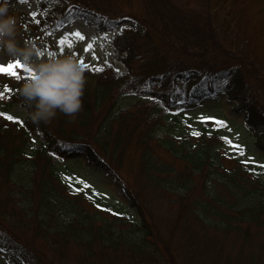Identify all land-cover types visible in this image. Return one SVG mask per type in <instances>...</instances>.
Listing matches in <instances>:
<instances>
[{
    "label": "trees",
    "instance_id": "16d2710c",
    "mask_svg": "<svg viewBox=\"0 0 264 264\" xmlns=\"http://www.w3.org/2000/svg\"><path fill=\"white\" fill-rule=\"evenodd\" d=\"M35 1L45 30L83 20L113 33L116 62L84 69L73 116L57 111L38 127L0 117V255L9 264H264V168L218 149L216 128L160 132L223 95L264 151V0ZM18 74H0V92L10 89L0 112L20 106L28 74ZM71 153L119 183L127 205L98 208L62 183L55 167Z\"/></svg>",
    "mask_w": 264,
    "mask_h": 264
},
{
    "label": "rangeland",
    "instance_id": "374dc122",
    "mask_svg": "<svg viewBox=\"0 0 264 264\" xmlns=\"http://www.w3.org/2000/svg\"><path fill=\"white\" fill-rule=\"evenodd\" d=\"M37 4L32 0H13V7L10 8V13L17 18V38L21 44L25 40H31L43 53L42 58L53 54H72L76 53L78 60L82 56L85 63L92 67H101L107 63L116 62L112 55V46L110 39L113 36L111 32H96L89 28L83 20H75L64 25L56 31L45 30L43 27L34 24L35 19L39 17ZM36 12L37 17L30 16L31 12ZM53 23L50 25L52 27ZM74 30L81 31L86 39L78 41L75 37H70L74 41L72 48L65 46L63 53L60 51L58 39L60 35ZM107 33V39L104 37ZM95 36L96 40L92 41ZM249 50H255L256 40H250ZM92 42L94 48L92 51L99 57L98 60L93 59L92 51L84 52L86 43ZM262 57V53L259 54ZM7 56L0 55V63H7ZM264 68V64H263ZM116 69L126 73V69L119 62L116 64ZM233 102L223 95H218L211 100H205L199 106L194 107L190 111L184 112L183 115H178L175 119L169 120L167 123H162L161 131H171L172 133H181L189 129L199 126H206L208 129L216 128L217 146L224 153L240 158L242 160L264 162V151L255 149L252 141L243 128V114H238L232 111ZM9 113L19 118H23V109L20 106L10 108ZM200 116L213 117L214 120H200ZM223 121L224 124H218L216 121ZM227 138V139H225ZM231 141V143H229ZM59 180L70 188H74L86 194L90 201L103 206H113L114 208L127 205V198L121 190L119 183L115 182L111 176L95 170L87 161L86 157L80 153H71L63 162L55 167ZM72 179L69 180L68 178ZM86 182L90 187H85V184L79 183V180ZM98 193V194H97ZM84 206L92 209L89 202H84ZM165 211V209L163 210ZM0 264H9L3 256L0 255Z\"/></svg>",
    "mask_w": 264,
    "mask_h": 264
},
{
    "label": "clouds",
    "instance_id": "9594fccd",
    "mask_svg": "<svg viewBox=\"0 0 264 264\" xmlns=\"http://www.w3.org/2000/svg\"><path fill=\"white\" fill-rule=\"evenodd\" d=\"M12 7L13 0H0V55L19 60L31 70L18 89L24 118L38 127L48 124L57 111L73 116L82 108L84 68L70 53L42 58V51L31 40L21 44Z\"/></svg>",
    "mask_w": 264,
    "mask_h": 264
},
{
    "label": "snow or ice",
    "instance_id": "6c2138e0",
    "mask_svg": "<svg viewBox=\"0 0 264 264\" xmlns=\"http://www.w3.org/2000/svg\"><path fill=\"white\" fill-rule=\"evenodd\" d=\"M30 16L33 17V18H36L37 17V13L33 11V12L30 13ZM36 23L39 24L40 21L37 19ZM125 27H127V25H122L120 27V31H123V29ZM70 37H75L78 41H84L86 39L85 35L79 30L66 32L63 35H60L59 39H58V44L60 45L61 53L64 52L65 46H67L68 48H72L73 47L74 41L72 39H70ZM104 37H105V39H107V33H104ZM91 39H92V41H95L96 37L93 36ZM93 48H94V44L92 42H88V43L85 44L83 50H84V52H89V51H92ZM49 55H53V53H49ZM73 55H76V53L73 52ZM92 56H93V59H96V60L99 59V57L96 55V53L94 51H92ZM79 63L81 64V66L84 69L90 68V65L85 63L84 58L82 56L79 59ZM105 63L107 64V61H105ZM21 70H23L24 72H26L28 74L27 77H26V78H28L31 70L25 68V66L23 65V63L21 61H19V60H9L7 63H0V74H4V75H7V76L16 78L17 80L20 79V76H19L18 73ZM92 70L95 71V72H102L103 68L97 66V67L92 68ZM116 71L118 72L119 70L117 69ZM8 91H10V89L8 88L7 85H5V90L3 92H0V98L4 97L5 92H8ZM0 117H2L4 120L11 121V122H14V123H19L21 125L24 123L18 116L10 115V114H8L6 112H0ZM199 119L204 121V120H214L215 118L200 116ZM216 123L221 124V125L224 124L223 121H218V120L216 121ZM191 134L198 136L200 133L194 131ZM225 139H227V138H225ZM229 143H231V141H229ZM245 163L257 164L258 167L264 168V164H261V163L256 162V161H252L251 158H249V160H246ZM68 179L71 180L72 178L69 177ZM77 179L79 180V178H77ZM79 183L85 184V187H90L89 185L86 184V182H84L82 180H79ZM96 206L98 208L101 207V205H99V204H97Z\"/></svg>",
    "mask_w": 264,
    "mask_h": 264
}]
</instances>
